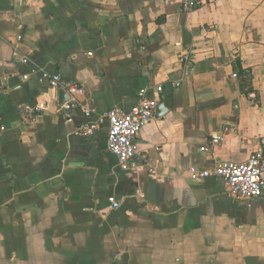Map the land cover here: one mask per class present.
<instances>
[{
	"label": "crops",
	"instance_id": "crops-1",
	"mask_svg": "<svg viewBox=\"0 0 264 264\" xmlns=\"http://www.w3.org/2000/svg\"><path fill=\"white\" fill-rule=\"evenodd\" d=\"M180 2L0 0V264H264V188L238 200L191 176L260 149L264 0ZM31 70L100 113L150 88L167 112L135 139L141 165L120 167L106 126L75 133L80 109L65 116Z\"/></svg>",
	"mask_w": 264,
	"mask_h": 264
},
{
	"label": "built area",
	"instance_id": "built-area-1",
	"mask_svg": "<svg viewBox=\"0 0 264 264\" xmlns=\"http://www.w3.org/2000/svg\"><path fill=\"white\" fill-rule=\"evenodd\" d=\"M206 0H181L183 12L198 6ZM192 52L188 51L181 57L183 63V76H187L191 69ZM26 62V59H24ZM37 73L40 82H46L47 86L54 90H62L67 99L63 102L62 108L65 116L71 117V111L75 108L80 109L85 121L79 125L75 133L83 136H91L106 126V147L118 160L123 169H133L141 164L136 160L137 151L135 139L139 132L154 116L156 100L149 96L150 88H142L137 93V103L129 110L121 108H111L105 112H95L89 107L81 97L84 95V88L75 82H69L63 79L58 71H36L23 75V79H28L30 74ZM236 76V73L233 74ZM180 82L173 84L179 86ZM1 90V89H0ZM157 91L162 87L157 86ZM221 140L219 134L212 135V141ZM146 163L147 159L142 156ZM142 162V164H144ZM193 178H207L215 176L225 185L226 194L231 198L255 199L263 195L264 186V154L259 149L251 154L245 161L234 162L224 161L214 164L210 170H192ZM111 208H117L119 202L110 198Z\"/></svg>",
	"mask_w": 264,
	"mask_h": 264
},
{
	"label": "water",
	"instance_id": "water-1",
	"mask_svg": "<svg viewBox=\"0 0 264 264\" xmlns=\"http://www.w3.org/2000/svg\"><path fill=\"white\" fill-rule=\"evenodd\" d=\"M235 64H236V67L238 69L239 74H244V73L248 72V70L241 68V63L239 60H236ZM66 99H67L66 94L62 90H59L58 91V102L62 103ZM166 112H167V108L165 107L164 102L160 101L157 104L156 109H155V117L158 118V117L162 116L163 114H165ZM260 149L262 150V153L264 154V138H261V140H260Z\"/></svg>",
	"mask_w": 264,
	"mask_h": 264
}]
</instances>
